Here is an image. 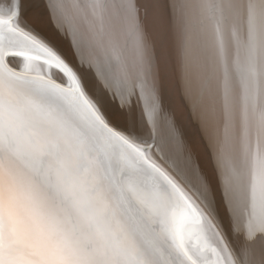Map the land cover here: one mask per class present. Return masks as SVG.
Returning <instances> with one entry per match:
<instances>
[{
    "label": "snow or ice",
    "instance_id": "snow-or-ice-1",
    "mask_svg": "<svg viewBox=\"0 0 264 264\" xmlns=\"http://www.w3.org/2000/svg\"><path fill=\"white\" fill-rule=\"evenodd\" d=\"M0 264H264V0H0Z\"/></svg>",
    "mask_w": 264,
    "mask_h": 264
}]
</instances>
